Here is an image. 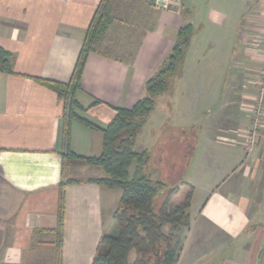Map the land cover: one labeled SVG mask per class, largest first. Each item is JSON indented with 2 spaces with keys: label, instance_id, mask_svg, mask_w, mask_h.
<instances>
[{
  "label": "crops",
  "instance_id": "0c3cea01",
  "mask_svg": "<svg viewBox=\"0 0 264 264\" xmlns=\"http://www.w3.org/2000/svg\"><path fill=\"white\" fill-rule=\"evenodd\" d=\"M101 1L0 0V45L12 53L15 71L0 73V264H57L54 229L62 182L66 212L61 264L92 263L101 236L113 225L122 191L93 181L105 171L83 158L70 159L64 176V156L67 150L82 157L101 155V128L108 126L117 108L131 107L146 96V82L159 71L179 28L190 24L202 4L177 0L155 7L149 4L154 0H113L116 20L98 51L89 54L75 92L80 107L74 112L94 125L89 127L76 118L69 121L65 101L36 77L72 79ZM204 1L209 2L204 17L224 27L219 38L202 47L206 55L212 50L214 56L207 66L230 62L228 75L223 80L216 76V82L227 81L230 87L222 92L221 85L216 93L225 95L219 108L227 110L226 121L219 126L198 122L201 111L189 110L187 103L190 83L198 76L184 73L173 92L175 101L168 90L156 96L135 149L149 153L147 172L157 181L165 179L164 160L173 141L180 143L182 152L189 149L185 142L191 141L192 162L172 198L173 203L185 188L188 193L193 187L191 223L164 227L165 233L174 235L176 264H264V124L258 137L250 124L253 99L259 97L263 79L264 0ZM220 3L238 4L231 25L224 26L229 14L219 9ZM210 72L205 78L213 82ZM162 94L170 98L164 109L171 110L173 104L174 116L177 113L172 120L169 116V124L158 116L163 108L157 99ZM237 105L244 114H237ZM206 160L217 164L204 171ZM134 169L135 164L131 175Z\"/></svg>",
  "mask_w": 264,
  "mask_h": 264
},
{
  "label": "trees",
  "instance_id": "16d2710c",
  "mask_svg": "<svg viewBox=\"0 0 264 264\" xmlns=\"http://www.w3.org/2000/svg\"><path fill=\"white\" fill-rule=\"evenodd\" d=\"M157 7V6H155ZM116 20L113 0H102L85 36L72 79L61 82L53 79L36 80L55 91L66 103L69 121L76 118L82 124L94 125L78 116L74 107H80L75 92L81 86V77L90 53L98 51L112 23ZM193 24L179 28L176 41L159 71L146 82V96L131 107L117 108L116 114L103 132V151L99 156L82 157L67 150L63 172L72 158H83L87 163L100 166L105 176L93 181L122 191L113 213V225L100 238L98 250L91 264H176L179 254L172 247L174 235L165 233L164 227H189L193 187L183 202L172 203L179 186H168L167 180H153L147 172L150 155L135 149L138 136L147 124L156 106V96L169 88V78L178 70L189 47ZM13 55L0 45V73L12 74ZM68 125V124H67ZM65 143L69 145V127L65 130ZM135 164L134 173L130 168ZM65 184L60 185L57 226V264H61V246L65 225ZM135 253L133 259L132 254Z\"/></svg>",
  "mask_w": 264,
  "mask_h": 264
},
{
  "label": "rangeland",
  "instance_id": "374dc122",
  "mask_svg": "<svg viewBox=\"0 0 264 264\" xmlns=\"http://www.w3.org/2000/svg\"><path fill=\"white\" fill-rule=\"evenodd\" d=\"M198 2L202 3L200 4V6L195 10V12L192 13L191 15V19H190V23L193 24L194 27V31L191 37V41L189 44V49L185 55V60L183 59L179 66H178V70L175 73V75H171L169 78V89L168 92L169 94H173V96H171L170 98L173 99V101H175V90L176 87H179L180 84V80L182 78V75L184 73H189L190 77H195L196 75L198 76L197 78L193 79V82L190 83V88H191V93L189 94V98H188V107L189 110L194 109L195 111L199 110L200 115L198 116V122L199 123H209V124H213L215 123V125L219 126V124H223V122L226 121L225 119V114H227V110H220V106L219 104L223 103L224 96L220 94L216 95V93H218L221 89L220 86L224 85V89L222 86V92L224 90H229V83L226 82H221V79L218 80V82H216V76L217 77H222L223 80V76L225 75V77L228 75L229 70L231 69L230 67V62L229 64H225V65H221V67L219 66H213L210 62V65L207 66L208 61H211V59H214V56L212 55V50H211V55H206L204 53L203 47L202 45L205 46V48L209 46V43H207V41L211 40H216V38L220 35H222V32L224 31V27L221 26L220 24L214 23L212 22V18L209 19L208 17H204V15L206 14V6L209 4V2H206L204 0H198ZM213 2V1H212ZM149 4H151V6L153 5L152 2H149ZM221 6L219 7L220 10H222L224 13L229 14V16L225 19L224 21V26H226L227 24L231 25V23L236 20V18H233L232 16L236 15V12L238 10V4L237 3H228L229 6L226 7V5H224V3H220ZM137 5V9H141V7ZM190 5V4H189ZM215 5V3H214ZM236 5V7H234ZM204 6H205V10H204ZM211 5L208 6V8ZM217 7V5H216ZM218 8V7H217ZM114 9V8H113ZM142 11V10H141ZM140 12V10H139ZM143 15V14H141ZM136 17V16H135ZM211 20V21H210ZM141 22V20H140ZM143 27V26H142ZM140 32V31H139ZM137 36V34H136ZM202 60V62L199 63V66L197 65V61ZM200 67V69H199ZM261 69V68H260ZM204 71V72H203ZM208 71H211L209 73V75H214L213 78V82L211 81L212 79L210 78V82H208V80L205 78V74H207ZM210 77V76H209ZM239 83V82H238ZM240 84V83H239ZM203 86V87H202ZM229 87V88H228ZM224 94V93H222ZM178 95V94H177ZM234 97V96H233ZM167 94H162L160 95V97L157 99V105L158 107H162L163 109H158V116L160 113V120H162L163 122L165 120H167L165 123H168V121H170V117L171 116V120L172 118H175L176 115L174 116L175 110L173 108V104L171 107V110L167 108L164 109V107L167 105V101L170 99ZM239 99H241V97H237L236 100L239 101ZM258 102H259V97L257 96L255 99H253V104H252V109H251V117H250V124H251V130L252 131H256L255 129H262V124H264V116L262 117V119L260 120V122L262 124H257L258 122H256V118L255 114L253 113V110H255L258 106ZM200 107H202L200 109ZM236 112L237 114L240 116L241 113L244 114V111L240 110V106L237 105L236 106ZM204 108V109H203ZM167 109V111H166ZM243 109V108H242ZM244 110V109H243ZM171 112V113H170ZM170 113V115H169ZM208 113V115H207ZM174 116V117H173ZM204 117L206 119H204ZM159 120V119H158ZM159 120V121H160ZM179 123V120H176ZM171 123V122H170ZM169 124V123H168ZM184 124H190V122H185ZM211 124V126H212ZM210 125H208L209 127ZM156 132V129H155ZM261 131H258V133H256V137H258V135H260ZM150 140H147V142L150 144ZM146 142V143H147ZM152 142V141H151ZM186 145H188L187 147L189 148L186 152L184 151L183 148V152H182V147L180 146V143L173 141L172 145L169 146V150L170 153L168 155V157L164 160V164H165V171H162V173L164 174L166 180H167V184L168 186H181L182 184H184V171L187 168V165L190 164L192 162V151H193V147L191 145V141L189 142H185ZM223 162V161H221ZM215 164H217L216 162L211 163L210 161H205L204 164H202V169H204V171H207L208 169H212V167H215ZM161 169V168H160ZM217 169V167H216ZM133 170V168H132ZM256 185V182H254V186ZM187 189L185 188L183 190V192H181L174 200H173V204L174 205H178L181 202H183V200L185 199V196L187 194ZM208 196V191L205 192V194L202 195V199L203 201L205 200V198ZM264 198V196H263ZM196 214V209L194 210V215ZM135 256V253L132 254L131 259H133V257Z\"/></svg>",
  "mask_w": 264,
  "mask_h": 264
},
{
  "label": "built area",
  "instance_id": "2783aa9c",
  "mask_svg": "<svg viewBox=\"0 0 264 264\" xmlns=\"http://www.w3.org/2000/svg\"><path fill=\"white\" fill-rule=\"evenodd\" d=\"M177 0H154L153 4L158 7H167L170 4L174 3ZM264 60V55H263ZM253 113L255 114L256 122L257 124H262L260 120L264 116V70H263V79L260 82V93H259V102L258 106L255 110H253ZM263 125V124H262ZM256 131H252L253 133H256L258 129H255Z\"/></svg>",
  "mask_w": 264,
  "mask_h": 264
}]
</instances>
